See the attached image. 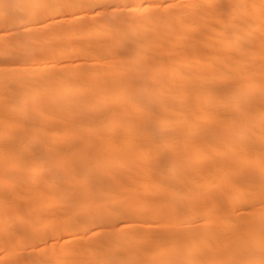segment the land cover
I'll return each mask as SVG.
<instances>
[{
	"label": "bare ground",
	"instance_id": "1",
	"mask_svg": "<svg viewBox=\"0 0 264 264\" xmlns=\"http://www.w3.org/2000/svg\"><path fill=\"white\" fill-rule=\"evenodd\" d=\"M151 2L0 0V107L7 92L15 104L9 111L31 126L12 129L19 133L13 138L16 145H24L31 132L33 143L44 146L36 140L39 135L71 147L77 133L90 131L80 127L79 104L91 96L105 112L88 117L98 138H127L131 144L136 137L161 135L169 141V155L182 158L170 165L167 177L176 189L159 184L147 161L133 158L114 163L111 171L97 169L93 183L99 198H90L85 190L83 199L93 212L106 210L113 223H127L84 235L95 226L87 209L0 148V186L5 174H14L12 180L19 185L35 186L23 202L32 204L36 222L35 228L27 222L33 238L25 244L0 220V249L8 248L0 254V264H151L164 254L191 260L204 252L211 255L203 258L216 264L261 259L264 204L246 192L250 185L241 187L228 178L258 182L264 176V152L246 146L249 136L264 143V0H217L230 6L227 24L219 15L204 12L202 0H179L188 7L176 9L184 15L175 18L162 9L139 7ZM119 14L127 18L131 38L117 50L111 46L108 25L98 21ZM6 81L16 91L6 89ZM147 85L167 102L160 106V116L149 118L143 108L122 98L125 91ZM240 96L251 97V102L237 121L230 106L234 109ZM36 98H43L50 114L53 127L48 131L25 110ZM116 177L133 185L129 203L143 197L136 201L137 215L111 211L124 203L123 197H110L104 190L106 181ZM210 191L218 193L223 206L208 197ZM77 216L85 219L73 228Z\"/></svg>",
	"mask_w": 264,
	"mask_h": 264
},
{
	"label": "snow or ice",
	"instance_id": "2",
	"mask_svg": "<svg viewBox=\"0 0 264 264\" xmlns=\"http://www.w3.org/2000/svg\"><path fill=\"white\" fill-rule=\"evenodd\" d=\"M112 7H119V5H112ZM128 7L132 6L128 5ZM139 7L162 9L167 13L168 17L175 18L183 17L184 15L183 12L176 9H184L188 5L180 3L179 0H161L160 3L152 0L151 4L145 3ZM199 7L206 13L219 15L226 24L230 22L231 10L227 3L217 2V0H202ZM165 18L167 17L161 16V19ZM137 20L142 21L143 18L137 17ZM98 22L108 25L112 35V47L120 50L128 45V41L131 38L130 30L126 27L128 21L123 14L116 15L111 19L105 17L102 21ZM6 89L16 91L15 85L11 81H6ZM122 98L143 108L149 118L153 115H162L160 106L167 105L166 101L155 96L154 90L150 85L138 86L134 90H127L122 94ZM260 101L261 104H264V86L260 89ZM250 102L251 97L240 96L237 98L235 108L233 109L230 106L233 120L238 121L240 119L241 113L246 112L250 107ZM13 106H15L14 98L8 96L6 92L5 104L3 107H0V129L3 131V136L0 137V148L14 153L20 160L27 162L30 168L38 171V179L45 180L54 189L69 194V198L73 203H79L81 207L87 209L88 214L93 217V224L95 226L88 227L84 235H88V232L97 231L98 229L114 231L117 228H122L127 223L126 220L113 223L112 217L106 210L100 209L99 212H93L87 200L83 199L85 190H87L90 198H99L96 185L93 183V176L97 169L111 171V166L114 163H123L134 158L137 162L147 161L154 171L158 173L153 178L162 186L170 189L178 187L167 177L170 175V165L182 162V158L169 155V150L166 148V143L169 141H166L165 137L161 135H150L147 139L136 137L131 144L126 142L127 138L107 137L103 134L98 138L95 134V126L89 122L88 117L102 116L105 115V112L103 105L99 104L91 96L83 98L79 104L81 111L80 127L82 129H90V131L77 133L76 138L71 141V147L69 148L52 144L39 135H37L36 140L42 142L44 146H41V143H33L28 139L31 132L25 135L26 143L24 145H16L13 138H18L19 133L12 129H18L22 124L28 128L31 126L28 125L27 120L20 119L9 111V108ZM25 110L30 119H35L39 125H47L44 127V131H48L53 127L48 120L50 114L44 106L43 98H36L27 103ZM73 112H75V109H73ZM246 146L249 149L257 148L261 152H264V143L257 144L251 136H249V142ZM176 147L179 146L176 145ZM262 164H264V158H262ZM149 174L152 175V172H149ZM12 175L14 174H5L3 177L4 183L0 186V220L3 221L5 228L9 232H14L16 236L20 237L21 242L26 244L33 238L26 226L27 222H32L33 228H35L36 222L33 218L35 213L32 204H26L23 200L24 198H31L32 193L35 191V186L19 185L12 180ZM228 179L234 184H239L241 187H244L246 184L250 185V187L246 188V192L255 193L258 202L264 204V176L258 182L250 179L242 180L234 176H230ZM132 188V184L122 180L120 177H116L115 180L110 179L106 181L104 190L110 197L124 198V203L119 208H112V212L118 211L125 217L138 214V204L136 201L143 199V197H136L129 203L131 193L128 190ZM207 195L212 199H217V202L223 206V202L217 198V192L210 191ZM245 198L248 199L250 197L246 196ZM165 203H172V201H165ZM17 217L20 218L19 221ZM84 219L85 217L83 216H77V223L71 225V227L78 228L84 222ZM153 223L158 225L160 221H153ZM260 234L261 242L259 248L261 259L258 262L251 260L234 261L233 264H264V220L261 221ZM155 235L159 237L163 234L157 232ZM9 239L12 243H16L14 239ZM3 242L7 244L9 240ZM7 251L8 248L4 247L0 249V254ZM209 255L211 253H203V256ZM203 256L191 260H173L167 254H164L160 259L152 261L151 264H216L215 261L206 260ZM32 264H36V262L33 261ZM40 264H50V262L41 261ZM140 264H145V262H140Z\"/></svg>",
	"mask_w": 264,
	"mask_h": 264
}]
</instances>
